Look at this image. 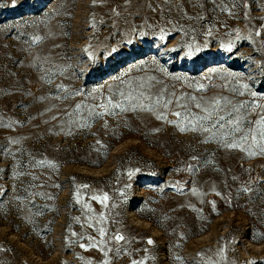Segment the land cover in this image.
Listing matches in <instances>:
<instances>
[{
    "label": "rangeland",
    "instance_id": "1",
    "mask_svg": "<svg viewBox=\"0 0 264 264\" xmlns=\"http://www.w3.org/2000/svg\"><path fill=\"white\" fill-rule=\"evenodd\" d=\"M141 93L264 102V0H0V264H264V155Z\"/></svg>",
    "mask_w": 264,
    "mask_h": 264
},
{
    "label": "snow or ice",
    "instance_id": "2",
    "mask_svg": "<svg viewBox=\"0 0 264 264\" xmlns=\"http://www.w3.org/2000/svg\"><path fill=\"white\" fill-rule=\"evenodd\" d=\"M16 6V0H13V7ZM118 14V13H117ZM232 15L231 12H229ZM162 34L160 39H164L163 30H161ZM209 35H211V30H209ZM143 35V33H141ZM259 35V32H257ZM239 38V36H237ZM129 43L131 41H128ZM194 51H199L198 47L189 46ZM225 51L232 52L233 44L229 42L227 45H222ZM117 51L116 48L111 49V53H115ZM189 56L192 55V51L188 53ZM91 59V57H90ZM63 88V86H59ZM243 88L247 89V85H242ZM202 88V86H201ZM233 91H237L233 89ZM238 94L243 95V92H239ZM253 97L256 96V93H250ZM76 95H81L80 92H77ZM121 96H125V93L121 92ZM126 99H128L132 103L133 110L135 108H140L143 111H153L156 106H162L164 109H167L169 105L175 103L176 106L184 109V112H173L172 114L177 118H181L182 122L186 121L185 126H181L177 124V127L180 132H201L208 133L205 142L211 140L213 138L218 137V142L222 143V145L228 149H240L241 151L247 153L250 157L256 155L257 153L252 151L253 146L258 149V153L260 155H264V102L257 103L252 101L251 103H233L231 100L226 98H212L210 101L198 100L197 97L192 96L189 97V102H184L182 97L176 98L175 101L172 99L162 100L160 94H157L156 100L153 102L151 96H146L144 93H141L140 97L133 96L132 94H128ZM148 100L149 103H143V100ZM108 104L113 108H119L121 111H126L122 103L113 104L112 100L108 101ZM194 104L195 108L199 109L201 112L205 113L202 116H195L191 113L190 108ZM104 107V105H101ZM80 105H76V111H79ZM109 114H114L109 112ZM246 114H255L258 116V119L247 120ZM102 115V114H99ZM157 119L166 120V116L162 113L157 116ZM169 123H175V121H169ZM247 129V131H245ZM237 134H240L239 139L235 137ZM250 141V143H249ZM11 143H17V141H11ZM247 145V147L245 146ZM44 163V162H40ZM55 167V165H52ZM138 171V170H137ZM134 173L129 172V178L132 177ZM87 187V185H84ZM244 191H248L247 188ZM92 199L99 200L100 198L97 196H93ZM104 201L108 199L107 194L103 197ZM103 219V217H101ZM100 235L103 237L105 235V230H99ZM115 240L121 241L124 239L123 236L117 235L114 237ZM149 244H152L153 241L149 240ZM95 246V245H93ZM84 247V245H81ZM104 255L107 256L108 252L105 251ZM180 259V257H177ZM104 264H108L107 261ZM133 264H143L142 261H133ZM251 264H255V262H251Z\"/></svg>",
    "mask_w": 264,
    "mask_h": 264
}]
</instances>
